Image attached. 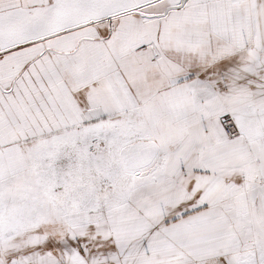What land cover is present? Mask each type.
Segmentation results:
<instances>
[{"label": "snow or ice", "instance_id": "obj_1", "mask_svg": "<svg viewBox=\"0 0 264 264\" xmlns=\"http://www.w3.org/2000/svg\"><path fill=\"white\" fill-rule=\"evenodd\" d=\"M0 264H264V0H0Z\"/></svg>", "mask_w": 264, "mask_h": 264}]
</instances>
